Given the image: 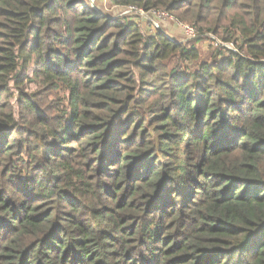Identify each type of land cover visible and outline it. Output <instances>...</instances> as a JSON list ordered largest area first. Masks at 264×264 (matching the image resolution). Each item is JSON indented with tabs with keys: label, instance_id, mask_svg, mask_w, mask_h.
<instances>
[{
	"label": "trees",
	"instance_id": "obj_1",
	"mask_svg": "<svg viewBox=\"0 0 264 264\" xmlns=\"http://www.w3.org/2000/svg\"><path fill=\"white\" fill-rule=\"evenodd\" d=\"M110 3L0 0V264H264V0Z\"/></svg>",
	"mask_w": 264,
	"mask_h": 264
},
{
	"label": "rangeland",
	"instance_id": "obj_2",
	"mask_svg": "<svg viewBox=\"0 0 264 264\" xmlns=\"http://www.w3.org/2000/svg\"><path fill=\"white\" fill-rule=\"evenodd\" d=\"M89 2L94 5L96 10L99 13L106 14L110 16L113 19H121V20H133L137 24L144 25L145 33L149 31V28L151 25L152 29L159 28L161 31L166 33V35L172 40L175 41H190L192 39H189L184 32L181 31L180 25L177 23V21L171 18L162 17L160 14H148V15H141L140 17L135 14H130V12L124 11V8H119L116 6H113L110 3V0H88ZM139 14V13H138ZM140 15V14H139ZM150 34L153 32L149 31ZM172 40V41H173ZM211 43V42H210ZM209 41H203L201 44H199V48L202 51L203 59L207 60V58L212 54V49H215V47H212ZM223 46L228 50L235 52L236 48L233 45H226L223 44ZM222 46V47H223ZM230 56V55H228Z\"/></svg>",
	"mask_w": 264,
	"mask_h": 264
},
{
	"label": "built area",
	"instance_id": "obj_3",
	"mask_svg": "<svg viewBox=\"0 0 264 264\" xmlns=\"http://www.w3.org/2000/svg\"><path fill=\"white\" fill-rule=\"evenodd\" d=\"M125 11L126 12H130V13H132L134 11H137V13H139L140 15H145L143 12L139 11L135 7H129L127 9H125ZM153 14H156V13H153ZM160 15H162V17H167V18L173 19L172 17H169L167 14H160ZM177 23L180 25L181 31L184 32V34L189 39H196L198 37V33H197V31L194 28H192V27H190L188 25H185V24H181L179 22H177ZM213 45L216 48V47H219L221 45V43L213 38Z\"/></svg>",
	"mask_w": 264,
	"mask_h": 264
}]
</instances>
